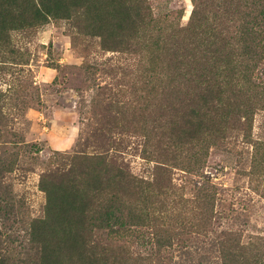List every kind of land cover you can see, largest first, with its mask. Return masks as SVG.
Segmentation results:
<instances>
[{
	"label": "rangeland",
	"instance_id": "374dc122",
	"mask_svg": "<svg viewBox=\"0 0 264 264\" xmlns=\"http://www.w3.org/2000/svg\"><path fill=\"white\" fill-rule=\"evenodd\" d=\"M0 264H264V0H0Z\"/></svg>",
	"mask_w": 264,
	"mask_h": 264
}]
</instances>
